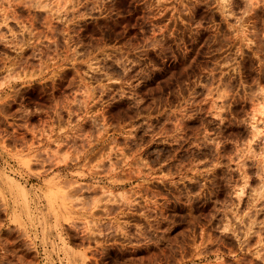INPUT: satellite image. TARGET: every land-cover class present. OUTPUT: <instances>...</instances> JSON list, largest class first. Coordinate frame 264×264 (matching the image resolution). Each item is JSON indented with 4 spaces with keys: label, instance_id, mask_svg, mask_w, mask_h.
<instances>
[{
    "label": "rangeland",
    "instance_id": "obj_1",
    "mask_svg": "<svg viewBox=\"0 0 264 264\" xmlns=\"http://www.w3.org/2000/svg\"><path fill=\"white\" fill-rule=\"evenodd\" d=\"M0 264H264V0H0Z\"/></svg>",
    "mask_w": 264,
    "mask_h": 264
},
{
    "label": "bare ground",
    "instance_id": "obj_2",
    "mask_svg": "<svg viewBox=\"0 0 264 264\" xmlns=\"http://www.w3.org/2000/svg\"><path fill=\"white\" fill-rule=\"evenodd\" d=\"M253 127H254V125H253ZM254 129H255V130L257 129V128H256V126H255V128H254Z\"/></svg>",
    "mask_w": 264,
    "mask_h": 264
}]
</instances>
